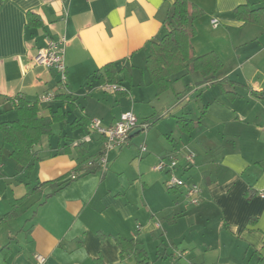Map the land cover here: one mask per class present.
<instances>
[{
	"label": "crops",
	"instance_id": "0c3cea01",
	"mask_svg": "<svg viewBox=\"0 0 264 264\" xmlns=\"http://www.w3.org/2000/svg\"><path fill=\"white\" fill-rule=\"evenodd\" d=\"M175 1L0 0V123L17 119L10 98L21 95L39 104L42 117L58 112L49 137L59 136L56 146L42 138L29 172L0 130V264H36V253L47 264H138L134 250L122 253L121 239L138 241L145 264H264V97L253 94L264 91V27L235 14L240 5L264 2L188 0L204 14L194 22L187 65L214 52L222 67L205 78L189 66L158 94L147 60L151 43L172 27ZM28 12L42 25H29ZM48 36L68 40L65 88L55 70L34 62ZM110 63L128 70L119 74L127 91L103 88L97 76ZM51 90L67 97L39 103ZM129 110L151 122L149 132L112 149L107 171L88 167L101 137L92 135L84 157L73 148L90 119L108 126ZM180 118L193 128L184 131ZM188 152L195 164L174 173L200 186L197 204L153 169L162 156ZM57 179L58 189L41 185Z\"/></svg>",
	"mask_w": 264,
	"mask_h": 264
},
{
	"label": "trees",
	"instance_id": "16d2710c",
	"mask_svg": "<svg viewBox=\"0 0 264 264\" xmlns=\"http://www.w3.org/2000/svg\"><path fill=\"white\" fill-rule=\"evenodd\" d=\"M261 2H264V0H261ZM203 14L204 11L199 6L190 3L188 0H176L173 3L170 15L172 27L167 34L159 39V42L151 43V54L147 60L152 82L158 94L171 89L175 83L173 75L189 66L192 70L200 72L205 78L214 76L222 67L220 58L214 52L197 57L190 65H187L192 52L191 38L196 33L194 22ZM235 14L241 21L264 27V6L252 8L250 4L240 5L236 8ZM27 18L31 26L42 25L40 17L34 12H28ZM127 71L126 69H117L114 63H110L104 67V73L100 72L97 77L101 82L104 81L103 83L123 84L119 74ZM253 94L264 97V91H254ZM62 97L67 96L65 94L57 95L56 99ZM15 107L18 114L17 119L1 122L0 130L3 142L9 144L12 148L11 156L14 157L21 168L31 172L38 161V152L35 151V147L41 143L43 137H49L53 134V124L58 121V112H55L53 117H42L39 115V104L27 101L24 98H20ZM178 122L181 128L187 132L194 126L191 121L185 118H180ZM88 144L80 143L75 145L73 149L80 157H84L89 152ZM73 149L69 145H65L63 148L67 153L72 152ZM41 185H49L53 189L61 187L59 179L41 183ZM35 190H37V187H29V193ZM26 197V195L22 197L19 202L24 201ZM18 205L15 208H18ZM16 212L17 215L18 210ZM118 244L122 249V253L134 250L139 257L138 264L147 263L146 250L138 247L136 239H121Z\"/></svg>",
	"mask_w": 264,
	"mask_h": 264
},
{
	"label": "built area",
	"instance_id": "2783aa9c",
	"mask_svg": "<svg viewBox=\"0 0 264 264\" xmlns=\"http://www.w3.org/2000/svg\"><path fill=\"white\" fill-rule=\"evenodd\" d=\"M212 22L216 25L217 20L213 19ZM68 40L65 36L54 38L48 36L46 44L39 48L37 54L34 57L36 65L46 67L48 69L55 70L59 75V85L61 88H65L68 80L67 66H66V48ZM104 89L108 92H125L127 87L121 83H104ZM57 93L55 91H48L39 97V103L48 104L56 100ZM21 95H15L11 97V102L14 105L19 103ZM141 128V133L147 134L151 127V122L144 120L140 121L139 117L132 111H125L121 117L113 124L103 126L100 118H91L88 124L89 132L83 135L74 144L90 143L92 141V135L98 134L102 139V146L96 159H91L88 162V167H95L98 165L102 171L108 170L109 164V152L112 149L123 148L130 144L131 134L137 129ZM141 153L147 151V145L143 143L140 146ZM184 159V163L181 164V159ZM196 155L193 152H188L182 155L176 153H170L159 158L157 164L153 167L154 170L159 172H167L170 176L167 181L169 188L185 187L186 198L192 204H197L200 201L201 188L198 184L187 183L184 179L178 177L174 171L182 166L187 168L195 164ZM2 165H0L1 167ZM78 173H72L71 179L77 178ZM259 196L264 198V189L258 193ZM181 256V253L177 255ZM36 264H47V257L44 254H34ZM175 264V263H172Z\"/></svg>",
	"mask_w": 264,
	"mask_h": 264
},
{
	"label": "rangeland",
	"instance_id": "374dc122",
	"mask_svg": "<svg viewBox=\"0 0 264 264\" xmlns=\"http://www.w3.org/2000/svg\"><path fill=\"white\" fill-rule=\"evenodd\" d=\"M69 128H70V126H69ZM66 132H67V131H65V133H66ZM68 132H70V129H68ZM58 139H59L58 134H57V135H53L52 137H46V141L52 143L53 146H54V145L56 146V144H57V142H58ZM0 259H1V257H0Z\"/></svg>",
	"mask_w": 264,
	"mask_h": 264
},
{
	"label": "water",
	"instance_id": "95a60500",
	"mask_svg": "<svg viewBox=\"0 0 264 264\" xmlns=\"http://www.w3.org/2000/svg\"><path fill=\"white\" fill-rule=\"evenodd\" d=\"M140 132H141V128L138 127L137 129H135V130L132 132L131 136H134V135H136V134H138V133H140ZM38 149H40V147H39V146H36V147H35V151H37Z\"/></svg>",
	"mask_w": 264,
	"mask_h": 264
}]
</instances>
